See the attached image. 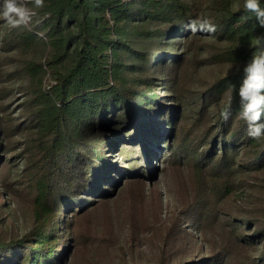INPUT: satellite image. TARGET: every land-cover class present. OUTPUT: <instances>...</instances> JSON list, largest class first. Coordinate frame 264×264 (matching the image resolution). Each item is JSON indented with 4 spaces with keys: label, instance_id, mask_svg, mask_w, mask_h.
<instances>
[{
    "label": "rangeland",
    "instance_id": "rangeland-1",
    "mask_svg": "<svg viewBox=\"0 0 264 264\" xmlns=\"http://www.w3.org/2000/svg\"><path fill=\"white\" fill-rule=\"evenodd\" d=\"M188 1L193 17L204 14L212 22L219 19L221 7L224 13L233 12L238 2ZM162 26L173 31L177 24ZM22 28L10 30L0 20V243L55 242L49 264H264V235L259 234L264 221V166L248 168L239 154L228 173L213 176L205 169L201 187L196 181L191 153L204 156L208 147L209 154L217 140L212 155L215 160L221 156L224 143L217 135L221 130L217 112L227 104V91L218 99L209 97L202 116L173 121L167 114L179 116L186 107L201 106L205 91L240 71L245 62L226 58L240 40L215 34V41L208 42L204 34L190 32L156 41L135 40L158 58L148 72L155 78L154 86L142 92L156 102L145 107L146 119L135 122L132 115L120 119L118 127H109L99 146L84 137L82 145L99 170L89 174L91 188L72 197L74 206L52 218L37 212L24 193L30 131L22 118L27 101L22 66L34 51H24L15 42ZM37 48L40 57L47 55L43 43ZM104 180L110 181L107 186ZM86 216L88 223L77 237V223ZM23 253L18 250L11 258L19 260Z\"/></svg>",
    "mask_w": 264,
    "mask_h": 264
},
{
    "label": "trees",
    "instance_id": "trees-1",
    "mask_svg": "<svg viewBox=\"0 0 264 264\" xmlns=\"http://www.w3.org/2000/svg\"><path fill=\"white\" fill-rule=\"evenodd\" d=\"M44 4L30 27L19 31L15 42L24 51H34L22 66L27 76L24 86L27 101L23 104L22 118L30 131L24 193L37 212L54 218L74 206L72 197L80 196L92 186L89 174L93 176L99 170L86 145H82L84 137L99 146L103 144L102 137L107 138L109 127H118L116 123L120 119L132 115L135 122L146 119L145 107L156 102L142 92L154 86L155 78L148 72L152 60L158 58L134 41H156L171 34L187 33L184 25L195 17L188 0H44ZM221 9L219 19L213 22L217 36L242 42L229 50L226 58L246 62L254 49L243 43L250 44L251 37L256 32L264 34V29L250 31L254 17L244 22L241 17L250 14L242 9L226 13ZM164 23L177 26L170 31L162 26ZM41 43L47 50L45 57H40L37 48ZM241 76L239 71L220 79L203 93L201 106L186 107L179 116L167 112L172 116L169 120L204 115L209 106L207 99L211 96L218 99L232 85L238 88ZM233 95L230 118L225 122L220 117L227 104L217 112L221 126L217 135L224 143L220 158L215 160L212 155L217 140L213 141L211 154L207 153L208 147L204 156L198 151L191 153L199 187L202 171L209 170L213 176L224 175L232 170V160L239 154L244 156L248 168L264 166V138L248 137L244 121L238 118L239 97ZM204 143L209 144L208 140ZM125 154L129 156L130 151ZM103 182L107 186L110 181ZM87 219L88 216L77 223V237ZM259 234L264 235V221ZM54 243L34 246L0 243V264H49L55 254ZM18 250L24 253L19 260L12 259ZM261 259L264 261V254Z\"/></svg>",
    "mask_w": 264,
    "mask_h": 264
},
{
    "label": "clouds",
    "instance_id": "clouds-1",
    "mask_svg": "<svg viewBox=\"0 0 264 264\" xmlns=\"http://www.w3.org/2000/svg\"><path fill=\"white\" fill-rule=\"evenodd\" d=\"M44 6V0H0V20L10 30L27 27L37 16V10ZM234 9H242L245 14H250L241 17L244 22L254 17L255 23L250 31L264 29V4L261 0H242V3L238 0ZM184 29L193 34H204L205 41H215L217 27L207 15L201 14L190 19ZM251 46L254 51L239 69L242 72L239 86L229 87L226 93L227 106L220 111V117L225 122L230 118V106L235 94L240 102L238 118L244 121L248 137L259 140L264 138V34L254 35Z\"/></svg>",
    "mask_w": 264,
    "mask_h": 264
}]
</instances>
